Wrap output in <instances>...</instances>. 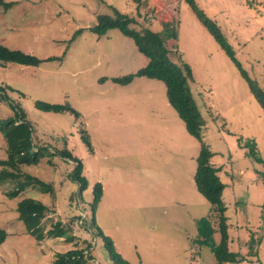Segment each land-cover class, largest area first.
Masks as SVG:
<instances>
[{
	"label": "rangeland",
	"instance_id": "374dc122",
	"mask_svg": "<svg viewBox=\"0 0 264 264\" xmlns=\"http://www.w3.org/2000/svg\"><path fill=\"white\" fill-rule=\"evenodd\" d=\"M0 1V46L41 60L36 67L0 66V121L14 117L9 104L25 112L32 143L45 157L19 171L48 185L45 193L29 186L11 199L6 193L15 182H0V230L6 235L0 264H52L56 254L75 250L84 251L88 264H114L90 228L96 184L102 193L94 223L123 259L216 264L209 248L195 244L196 222L213 217L192 178L200 144L169 105L162 82H114L135 74L147 59L118 29L100 37L91 32L97 17H111L113 10L135 21L130 29L165 36L173 63L189 66L190 91L205 123L202 139L225 184L228 250L238 253L235 264H264V110L190 7L192 2L216 22L241 70L264 92V0ZM36 102L71 111H41ZM6 148L0 134V161ZM63 150L81 162L88 183L81 195L70 177L74 164L56 155ZM26 198L47 210L39 242L18 220L17 204ZM56 223L71 242L47 236Z\"/></svg>",
	"mask_w": 264,
	"mask_h": 264
},
{
	"label": "trees",
	"instance_id": "16d2710c",
	"mask_svg": "<svg viewBox=\"0 0 264 264\" xmlns=\"http://www.w3.org/2000/svg\"><path fill=\"white\" fill-rule=\"evenodd\" d=\"M187 2H190V0H187ZM8 5L5 4L6 7ZM190 7L196 19L205 28L217 46L231 60L233 65L237 67L240 76L247 83L252 97L264 110V92L245 71L241 70L240 63L237 61L233 50L223 39L219 26L214 20L206 18L200 11L196 10L192 2L190 3ZM131 24H135L133 19L113 10V16L111 17L104 15L98 16L97 23L90 30L100 37L104 36L108 30L118 29L123 35L132 39L137 51L147 59L146 66L138 70L135 74L123 77L122 79H113L114 82L125 85L130 83L133 78L139 77L157 80L164 84L169 105L183 123L187 134L200 144V151L196 158V169L193 174V182L197 192L210 205V211L213 217H203L196 222L197 236L195 244L199 247L204 246L209 248L214 253L216 264H235L238 261L239 255L228 250L229 237L227 233V218L225 217L226 207L222 200L224 184L221 183L217 175L219 170L210 164L212 153L202 139V131L205 123L190 91V81L192 79L191 70L186 64L176 65L173 63L169 56V51L162 40V37L165 39V36L147 29L134 31L129 28ZM40 63L41 60L33 56L24 54L18 50H8L0 46V66L16 64L36 67ZM4 89V87L0 86V92L4 91ZM8 106L14 111V117L0 121V134L3 136L7 147L6 159L0 161V165L2 166L0 170V182H15V188L6 193L7 197L11 199L16 198L20 191L29 186H34L42 193H45L48 185L31 176L22 175L19 171V167L22 165L31 166L37 164L40 157H45L44 150L35 147L32 143V130L26 119L25 112L17 105L9 104ZM34 106L45 112L68 113L71 111V108L67 105L36 102ZM85 136L88 138L86 134ZM85 143L89 147L87 139H85ZM246 145L250 148L254 146L252 141H247ZM56 155L74 164V170L70 177L78 185V193L81 195L88 186L87 180L80 175L82 172L81 162L67 150L57 152ZM21 176L24 178L23 181L20 180ZM101 193V186L99 184L92 187V204L90 205L92 217L90 228L94 229L96 235L102 239L103 245L107 248V253L114 264H130L115 251L112 243L108 238L103 237L100 229L94 223V214L97 204L100 201ZM16 211L18 213V220L24 225L25 232L37 242L41 241L43 233L39 226L47 211L45 206L39 201L26 198L17 204ZM214 235L218 237L217 242L213 239ZM5 236V233L0 230V243L4 241ZM47 236L63 239L67 243L72 241L71 234L68 235L67 231L60 229L59 223L52 226ZM84 257V251L82 250L56 254L52 264H88L87 259Z\"/></svg>",
	"mask_w": 264,
	"mask_h": 264
},
{
	"label": "crops",
	"instance_id": "0c3cea01",
	"mask_svg": "<svg viewBox=\"0 0 264 264\" xmlns=\"http://www.w3.org/2000/svg\"><path fill=\"white\" fill-rule=\"evenodd\" d=\"M111 7V6H110ZM146 66V65H145ZM144 66V67H145ZM213 157V156H212ZM212 157H211V159H212ZM211 159H210V164H212V161H211ZM216 169H218V168H216ZM219 170V169H218ZM217 175H218V173H217ZM219 177V176H218ZM193 178V177H192ZM220 179V178H219ZM221 183H223L222 181H221ZM224 184V183H223ZM224 186H225V184H224ZM223 193V192H222ZM227 212V207H226V211H225V213ZM230 219V221H231V218H229ZM232 222V221H231ZM231 222H230V224H228V219H227V233H228V237H229V226H231ZM236 226L238 227V225L236 224ZM246 228H248V227H245V228H243V230H240L239 228L237 229V231H236V233H241V232H243V231H245L246 232ZM130 263V262H129ZM131 264V263H130Z\"/></svg>",
	"mask_w": 264,
	"mask_h": 264
}]
</instances>
